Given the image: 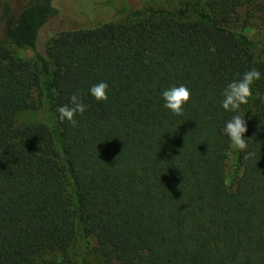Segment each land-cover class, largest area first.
<instances>
[{"label":"trees","instance_id":"1","mask_svg":"<svg viewBox=\"0 0 264 264\" xmlns=\"http://www.w3.org/2000/svg\"><path fill=\"white\" fill-rule=\"evenodd\" d=\"M197 1L85 0L81 23L43 39L55 0H0V264L72 250L81 264H264V0ZM253 68L252 97L225 111L223 90ZM101 81L107 102L89 92ZM180 85L191 100L176 116L161 93ZM73 93L88 105L76 127L56 111ZM36 108L45 123H17ZM235 114L254 155L237 151L231 190Z\"/></svg>","mask_w":264,"mask_h":264},{"label":"clouds","instance_id":"2","mask_svg":"<svg viewBox=\"0 0 264 264\" xmlns=\"http://www.w3.org/2000/svg\"><path fill=\"white\" fill-rule=\"evenodd\" d=\"M261 79V73L253 68L243 73V75L227 84L222 92L223 99L221 106L225 111L239 113L241 105L248 103L252 97V85ZM109 85L104 82H98L89 89L90 94L97 102H107ZM164 100V107L173 115L182 116L185 105L191 100L190 90L184 86H172L161 93ZM88 108L78 93H73L69 97V103L58 106V120L63 123L67 121L72 127L78 125L77 115H83ZM248 131L247 121L239 114L232 116L223 129L224 134L229 138L230 146L234 150L244 153V159H250L254 153L249 152V145L245 133Z\"/></svg>","mask_w":264,"mask_h":264},{"label":"rangeland","instance_id":"3","mask_svg":"<svg viewBox=\"0 0 264 264\" xmlns=\"http://www.w3.org/2000/svg\"><path fill=\"white\" fill-rule=\"evenodd\" d=\"M56 4L60 7V12L57 17H55L48 26L43 30L42 37L45 39L52 32H55L61 28H65L71 25H74V21H78L82 19L84 14H79L77 9H80L84 4L85 0H55ZM97 5L101 4L103 0H93ZM130 2L134 6L144 7V6H154L157 8H165L175 10L178 7L182 6L186 0H116V4L119 5L122 2ZM197 6H202L201 1L193 0ZM197 1V2H196ZM102 12L105 16H109L110 12L107 10L108 8L104 5L100 6ZM221 22L223 23H231L233 21V15L231 11L227 8H222L217 13ZM8 47L14 52L17 57H20L24 60H29L31 62H36L35 52L31 48L28 47H18L14 45H8ZM249 118H253V113L250 115L247 114ZM46 116L45 112L42 108H36L32 110H27L21 112L17 116L18 124H29V123H45ZM237 151L231 147L230 155L228 159L227 166V186L234 190L236 188V173L235 170L237 168ZM241 174V171L239 172ZM43 264H47L50 261H57V264H81L80 257L72 250L69 254L62 256L60 253H45L41 257ZM88 260L97 262L100 261V257L96 255H89Z\"/></svg>","mask_w":264,"mask_h":264}]
</instances>
